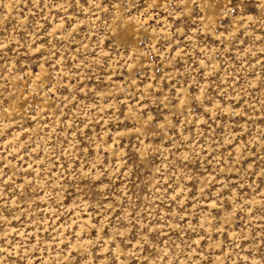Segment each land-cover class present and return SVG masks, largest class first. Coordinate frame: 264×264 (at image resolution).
I'll return each mask as SVG.
<instances>
[{
    "label": "rangeland",
    "instance_id": "rangeland-1",
    "mask_svg": "<svg viewBox=\"0 0 264 264\" xmlns=\"http://www.w3.org/2000/svg\"><path fill=\"white\" fill-rule=\"evenodd\" d=\"M0 264H264V0H0Z\"/></svg>",
    "mask_w": 264,
    "mask_h": 264
}]
</instances>
